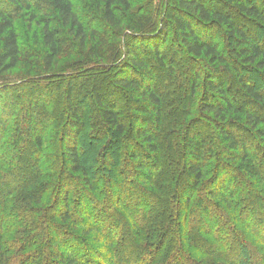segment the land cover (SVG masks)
<instances>
[{
  "label": "trees",
  "instance_id": "16d2710c",
  "mask_svg": "<svg viewBox=\"0 0 264 264\" xmlns=\"http://www.w3.org/2000/svg\"><path fill=\"white\" fill-rule=\"evenodd\" d=\"M81 1L0 0V264H264V0Z\"/></svg>",
  "mask_w": 264,
  "mask_h": 264
},
{
  "label": "rangeland",
  "instance_id": "374dc122",
  "mask_svg": "<svg viewBox=\"0 0 264 264\" xmlns=\"http://www.w3.org/2000/svg\"><path fill=\"white\" fill-rule=\"evenodd\" d=\"M166 0H135L134 2V12H135V17L134 18H138V17H147V14H151L152 16L155 17V20H157V24L159 23L158 20L163 19L164 15H163V11L165 10V4ZM75 3L78 7H80V9L83 8V2L81 0H75ZM133 11L130 12V14L134 13ZM132 16V15H130ZM23 25H20V32L19 35H24L22 28ZM24 29V28H23ZM259 40L261 43H264V36L260 35ZM22 42V47L23 45L25 46V36L22 37L21 39ZM112 42V40H110V43ZM25 48V47H24ZM175 49V48H174ZM67 55H63L62 57H60L58 65H57V69L61 71V69H66V72H71L74 71L78 68H80L78 66L79 63L82 64L81 61V56L76 55L74 53L69 54L68 50ZM171 57L177 58V54L175 52V50H173V53L170 55ZM32 69L31 75H35V73H39L40 70L36 69V67H30ZM68 68V69H67ZM165 73V72H164ZM163 73V74H164ZM167 72H166V76L164 77L163 83L162 85V89L161 91H164V93H167L166 95H164V104L162 106L163 108V112H164V120H167L168 122L173 121L175 122H179L181 120H185V121H189L190 120H194L195 121L197 119H200L199 116V108L197 107L198 104L197 102H195V98H193V100L190 98L189 101L186 102V104H176L175 102H173L172 100L174 99L176 101L177 97L175 95V93H177V90L179 89L178 87H176V85L172 84L171 81H174L176 83V75L173 73L172 75H174L173 77L167 76ZM27 77L29 76L28 74L25 73V70L21 69L20 67L12 69L11 71L4 73V74H0V86L1 85H9L11 83H19V81L21 80L22 77ZM160 77V76H159ZM224 81L226 84H230L234 87L235 83H233V78H229L228 76H225ZM259 83V81H257ZM199 92V91H198ZM9 95H14V97L16 96V93L12 90H10V92H8ZM184 103V102H183ZM192 107L194 113L192 115L186 116L185 115V110L186 108ZM198 108V109H197ZM124 113V111L122 112ZM200 121V120H198ZM196 123V122H195ZM197 127L202 128V125L198 122ZM251 139V138H248ZM249 141V140H248ZM243 165V164H242ZM241 165V166H242Z\"/></svg>",
  "mask_w": 264,
  "mask_h": 264
}]
</instances>
